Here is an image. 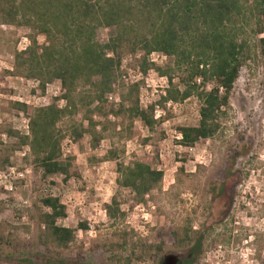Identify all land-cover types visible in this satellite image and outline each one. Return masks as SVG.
<instances>
[{
  "label": "trees",
  "instance_id": "obj_1",
  "mask_svg": "<svg viewBox=\"0 0 264 264\" xmlns=\"http://www.w3.org/2000/svg\"><path fill=\"white\" fill-rule=\"evenodd\" d=\"M2 26L30 31L28 48L15 54L13 70L2 75L38 82L42 93L59 82L62 95L44 108L12 104L14 111L27 116L29 135L3 130L12 143L0 142V172L13 167L11 155L27 149L24 160H31L44 181L63 177L65 184L78 177L75 158L64 154L67 138L80 143L88 136L95 150L110 137L112 125V139L120 143L137 138L136 122L151 133L160 123L155 106L141 109V85L121 86L125 56L140 55L144 75L154 71L168 80L159 102L162 109L169 103L198 102V125L177 130V143L185 149L223 132L233 114L232 97L241 72L257 57L251 33L264 56V0H0ZM103 29L112 31L107 42L99 35ZM41 37L44 44L39 42ZM152 54H162L167 63L152 64ZM121 87V103L114 107L108 95ZM120 119L122 124H112ZM150 142L145 140L146 145ZM119 153L114 147L102 160L115 163L118 174L117 194L105 206L114 239L108 245L114 254L110 262L156 261L163 246L134 240L119 227L126 220L124 207L148 205L150 196L162 190L164 173L144 160L127 164L118 158ZM121 153H125L124 145ZM32 213L41 229L39 242L46 249L66 252L77 243L79 231L88 230L85 224L79 229L61 226L68 210L52 196L40 197ZM7 231L8 226L1 224L0 243L9 241ZM190 235L189 225L178 244H191Z\"/></svg>",
  "mask_w": 264,
  "mask_h": 264
},
{
  "label": "rangeland",
  "instance_id": "obj_2",
  "mask_svg": "<svg viewBox=\"0 0 264 264\" xmlns=\"http://www.w3.org/2000/svg\"><path fill=\"white\" fill-rule=\"evenodd\" d=\"M111 32L101 30V40L107 42ZM29 34L27 29L0 27V142L5 145L12 141L3 130L28 133L24 126L29 120L12 109L14 102L44 108L62 95L59 82L47 86L42 93L38 82L2 75L13 70L15 54L28 48ZM250 40L256 45L257 57L241 72L232 97L233 114L219 136L194 149L178 145L177 130L198 125V102L192 99L181 105L169 103L162 109L159 102L169 83L154 71L144 75L139 65L141 56L136 55L123 58L120 84L141 85V109L155 106V119L160 122L153 133L138 121L134 125L137 138L118 143L112 139V125L110 137L95 150L88 136L80 143L67 138L64 154L75 158L78 172L69 184L63 182V177L44 181L31 160H24L29 154L27 149L11 155L13 167L0 172V225L8 226L9 238L7 243H0V264H113L110 259L114 254L108 247L114 240L113 229L105 206L117 194L118 174L115 163L102 160L114 147L119 149L121 161L130 164L144 160L164 173L162 190L150 196L148 205L133 210L124 207L126 220L119 227L121 231L130 233L134 240L164 249L156 261L150 258L132 264H160L164 254L183 253L187 248L195 249L193 264H264V56L253 33ZM39 42L44 44L45 39L41 37ZM150 61L161 67L168 59L152 54ZM129 70L142 73L144 79L130 85L123 78ZM122 91L121 87L110 94L119 103L107 99L108 103L118 107ZM123 122L113 120L112 124ZM149 138L151 142L146 145ZM46 196L60 199L67 207L68 218L61 226H88L86 232L79 231L77 243L66 252L46 249L39 242L41 229L32 210L37 200ZM224 202L229 207L225 221L207 228L214 209ZM189 225L192 243L179 245Z\"/></svg>",
  "mask_w": 264,
  "mask_h": 264
},
{
  "label": "flooded vegetation",
  "instance_id": "obj_3",
  "mask_svg": "<svg viewBox=\"0 0 264 264\" xmlns=\"http://www.w3.org/2000/svg\"><path fill=\"white\" fill-rule=\"evenodd\" d=\"M221 194V190L218 192V195ZM218 201H220L218 199ZM226 208L229 209L227 202H224L221 207L214 209L213 215L211 216L207 228L213 227L216 224H220L225 221L227 217V210ZM195 249L194 248H187L183 250V253H185V258L180 264H193V260L196 259V254H195Z\"/></svg>",
  "mask_w": 264,
  "mask_h": 264
},
{
  "label": "built area",
  "instance_id": "obj_4",
  "mask_svg": "<svg viewBox=\"0 0 264 264\" xmlns=\"http://www.w3.org/2000/svg\"><path fill=\"white\" fill-rule=\"evenodd\" d=\"M123 78L125 79V81H128L130 85L138 84L144 79L142 73H140L138 71H133V70H129V72H127V74H125L123 76ZM167 81L168 80L166 79L165 80L166 84H167ZM107 99L109 102H114L116 104L119 103V101L117 99H114L113 95H110ZM24 128L28 132L27 135H29V121L26 122Z\"/></svg>",
  "mask_w": 264,
  "mask_h": 264
},
{
  "label": "water",
  "instance_id": "obj_5",
  "mask_svg": "<svg viewBox=\"0 0 264 264\" xmlns=\"http://www.w3.org/2000/svg\"><path fill=\"white\" fill-rule=\"evenodd\" d=\"M185 255V253L168 252L162 256L160 264H180Z\"/></svg>",
  "mask_w": 264,
  "mask_h": 264
}]
</instances>
